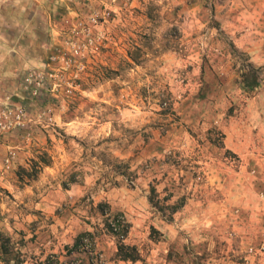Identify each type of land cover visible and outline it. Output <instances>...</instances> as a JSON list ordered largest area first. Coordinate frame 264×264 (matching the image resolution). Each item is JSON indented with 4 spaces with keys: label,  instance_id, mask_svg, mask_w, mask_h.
I'll return each mask as SVG.
<instances>
[{
    "label": "rangeland",
    "instance_id": "374dc122",
    "mask_svg": "<svg viewBox=\"0 0 264 264\" xmlns=\"http://www.w3.org/2000/svg\"><path fill=\"white\" fill-rule=\"evenodd\" d=\"M219 1L0 0L2 41L45 36L48 21L43 63L58 56L55 91L33 108L52 105L56 127L33 129L30 145L20 136L25 163L4 175L17 182L0 200V264H264L263 240L249 246L227 216L198 214L220 201L209 155L182 156L181 99L203 78L192 62L228 50L249 73L215 19ZM124 230L137 261L118 255Z\"/></svg>",
    "mask_w": 264,
    "mask_h": 264
},
{
    "label": "crops",
    "instance_id": "0c3cea01",
    "mask_svg": "<svg viewBox=\"0 0 264 264\" xmlns=\"http://www.w3.org/2000/svg\"><path fill=\"white\" fill-rule=\"evenodd\" d=\"M0 14L4 15L2 11ZM215 19L231 44L260 70L258 85L245 87L246 73L228 50H220L222 56L211 66L207 61H193L203 78L196 83L197 95L181 99L182 156L201 163L198 156L209 155L208 161L202 162L205 180L220 201L211 202L212 209L207 207L198 214L211 212V221L219 215L227 216L236 237L257 246L264 241V0L219 1L215 4ZM45 29L46 38L40 31L25 32L19 39L8 41L0 37V109L9 97L20 102L23 74L45 64L49 54L45 47L54 32L48 21ZM20 136L23 138L19 132L0 136V200L15 190L17 182L14 173L1 175L8 151L19 147L16 168L25 163ZM226 154L237 158V168L224 163Z\"/></svg>",
    "mask_w": 264,
    "mask_h": 264
},
{
    "label": "built area",
    "instance_id": "2783aa9c",
    "mask_svg": "<svg viewBox=\"0 0 264 264\" xmlns=\"http://www.w3.org/2000/svg\"><path fill=\"white\" fill-rule=\"evenodd\" d=\"M90 34V30L87 32ZM58 60L53 54L43 67H31L25 71L21 80V102L15 103L12 97L0 109V136L12 132H24L23 139L26 145L34 140L33 129L41 128L46 131L56 127L55 109L48 104L33 111L49 93H54L55 88L50 83L58 76L52 64ZM16 148H11L3 161L2 177L12 171L17 160Z\"/></svg>",
    "mask_w": 264,
    "mask_h": 264
},
{
    "label": "trees",
    "instance_id": "16d2710c",
    "mask_svg": "<svg viewBox=\"0 0 264 264\" xmlns=\"http://www.w3.org/2000/svg\"><path fill=\"white\" fill-rule=\"evenodd\" d=\"M231 49L232 52L235 54H240L242 57H245V54L239 52L233 44H231ZM249 67V73L245 74L244 77V83L245 87L249 88L251 86H256L258 85V77L257 73L260 71L259 69L254 68L251 66V64H248ZM108 226H113L111 228H115V233L116 235H119V231L122 229L121 223H107ZM127 231L124 230V234H122L121 238L118 240V255L121 259L126 260V261H137L139 259V252L135 246H130L125 243V236H126ZM84 235L80 236L77 240L79 243L80 239ZM54 264H60V262H54Z\"/></svg>",
    "mask_w": 264,
    "mask_h": 264
}]
</instances>
